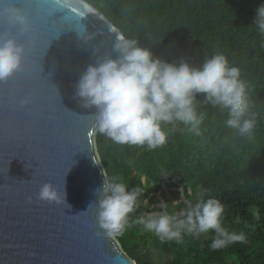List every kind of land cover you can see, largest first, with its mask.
I'll return each instance as SVG.
<instances>
[{
	"label": "trees",
	"instance_id": "1",
	"mask_svg": "<svg viewBox=\"0 0 264 264\" xmlns=\"http://www.w3.org/2000/svg\"><path fill=\"white\" fill-rule=\"evenodd\" d=\"M86 1L128 39L167 62L186 60L200 67L214 54H225L248 82L251 111L256 113L252 136H240L225 125L227 109L197 94V111L205 114L199 136L182 123L165 125L168 142L148 150L146 145H118L97 131L96 147L108 179L121 177L129 191L143 188L138 207L129 213L133 226L116 236L123 250L137 264H264V35L255 25L256 9L264 0ZM167 187H183L191 203L198 199V191L204 199H220L225 226L243 232L247 243L212 250V232L199 237L185 234L177 244L161 242L144 231L134 222L162 210L153 205L160 202L158 192L165 198ZM176 193L182 198L180 190ZM187 206L182 201L177 209ZM168 210L175 212L172 206ZM155 253L163 257L156 258Z\"/></svg>",
	"mask_w": 264,
	"mask_h": 264
},
{
	"label": "water",
	"instance_id": "2",
	"mask_svg": "<svg viewBox=\"0 0 264 264\" xmlns=\"http://www.w3.org/2000/svg\"><path fill=\"white\" fill-rule=\"evenodd\" d=\"M8 6L24 10L29 29L0 15V34L25 46L20 69L0 81V264H137L98 223L108 177L97 110L75 96L87 66L116 58L115 43L128 38L86 0H0V10ZM49 182L60 203L38 199Z\"/></svg>",
	"mask_w": 264,
	"mask_h": 264
},
{
	"label": "clouds",
	"instance_id": "3",
	"mask_svg": "<svg viewBox=\"0 0 264 264\" xmlns=\"http://www.w3.org/2000/svg\"><path fill=\"white\" fill-rule=\"evenodd\" d=\"M0 15H5L20 33L28 31L29 17L24 10L8 6L0 10ZM255 25L264 35V4L256 9ZM75 30L82 39H91L83 25H77ZM114 48L119 52L116 58L98 57L87 66L75 93L84 107L96 108V130L114 143L146 145L148 150H154L168 142L169 130L165 125L175 127L177 123L199 136L205 114L197 111V94H205V102L228 110L226 127L240 136H252L257 120L256 113L251 111L249 85L242 78L240 67L230 66L225 54L216 53L202 66L195 67L186 60L177 64L154 57L150 49L139 46L135 39L122 38ZM24 55L25 46L16 36L0 34V81L20 69ZM29 102V98L22 101ZM142 191L140 187L129 191L119 176L105 180L99 192L98 223L107 235H123L133 226L129 213L138 207ZM203 196L201 193L195 203L189 202L186 208L173 213L161 202L164 211L151 212L134 223L142 225L144 231L161 242L180 244L185 234L199 237L212 232V250L238 241L247 243L243 232L225 226V205L220 199ZM38 199L60 203L62 195L49 182L40 188ZM147 203L145 200L144 204Z\"/></svg>",
	"mask_w": 264,
	"mask_h": 264
},
{
	"label": "rangeland",
	"instance_id": "4",
	"mask_svg": "<svg viewBox=\"0 0 264 264\" xmlns=\"http://www.w3.org/2000/svg\"><path fill=\"white\" fill-rule=\"evenodd\" d=\"M178 190H180L183 193L182 198H180V199L176 198V196H177V193L176 192ZM165 192H166L165 198L162 197V195H161L162 192L161 191L157 193V196L160 198V202L155 203L153 205V207H160L161 202H164L167 206H172V209H174L175 212H179V209H177V205L178 204H180L182 201H184L187 204L189 202H191L190 199H188V198L185 197V195H184V188L183 187H179V188L167 187V188H165ZM190 192H191V190H190ZM198 192L199 193L197 194V197L199 198L201 193H200V191H198ZM174 201H178L179 203H177V204L174 205L173 204ZM161 211H164V209H162L160 211H156V212H161ZM167 211H169L168 210V207H167ZM148 214L149 213H147L146 215H148ZM155 256H156V258L163 257V255H158L156 253H155Z\"/></svg>",
	"mask_w": 264,
	"mask_h": 264
}]
</instances>
